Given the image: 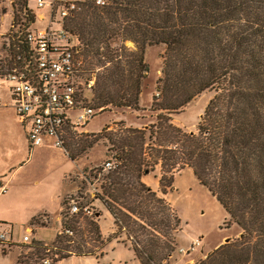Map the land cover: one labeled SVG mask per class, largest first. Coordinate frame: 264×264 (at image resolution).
Masks as SVG:
<instances>
[{
	"label": "trees",
	"instance_id": "16d2710c",
	"mask_svg": "<svg viewBox=\"0 0 264 264\" xmlns=\"http://www.w3.org/2000/svg\"><path fill=\"white\" fill-rule=\"evenodd\" d=\"M29 2L12 4L15 22L25 28L35 24ZM77 4L64 23L72 40L79 42L74 79L86 84L87 90L90 80L80 81L81 76L94 78L92 99L84 93L80 102L93 108L95 115L144 110L140 100L150 71L145 55L159 47L164 49L161 77L150 108L155 122L142 128L121 127L114 134L105 127L104 135L93 142L81 143L79 134L67 130L64 151L73 162L101 139L113 152L115 168H101L99 173L106 174L92 200H99L117 230L100 241L101 213L93 212L89 218L70 215L68 208L65 218L70 220L53 247L33 240L25 247L36 252L20 254L16 264H43L49 258L56 264L71 255H101L120 236L126 237L122 242L130 244L139 264L167 262L175 250L181 219L164 196L174 190L176 176L185 169L193 171L242 231L198 264H264V0H105L104 5L83 0ZM206 91L214 95L201 118L199 134L175 126L172 115ZM29 149L33 150L30 144ZM156 169H160L161 195L143 182ZM78 215L85 219L97 250H70ZM56 248L69 253L57 254ZM51 253L52 257H45Z\"/></svg>",
	"mask_w": 264,
	"mask_h": 264
},
{
	"label": "rangeland",
	"instance_id": "374dc122",
	"mask_svg": "<svg viewBox=\"0 0 264 264\" xmlns=\"http://www.w3.org/2000/svg\"><path fill=\"white\" fill-rule=\"evenodd\" d=\"M12 4L13 0H0V15L4 14V19L0 22V32L7 33L10 30L14 13ZM29 8L38 13H47L49 10L48 7L38 10L36 0H30ZM56 21L60 22L61 17L58 16ZM54 28L59 29L60 24L56 23ZM126 46L132 48L131 43H127ZM163 53L164 49L159 47L150 48L146 52L145 57L150 71L148 79L144 81L146 89L140 100V106L144 110L140 112L113 110L110 113H98L85 127L86 132L77 138L79 142L95 141L104 135L101 132L105 127L108 134H114L119 133L121 127L124 129L155 122V115L150 112V108L153 96H157L155 85L161 77ZM86 79L90 80L89 85L92 82L91 87L94 86V78L87 74L82 75L80 81ZM85 85L83 83V87H80L82 94L85 93L86 97L92 99L89 92L91 87H87L86 90ZM9 87L10 83L7 81H0V166L1 168L6 166L7 177L4 182L8 183V192L0 196V234H5L8 242L0 244V264H16L20 254L29 256L34 254L36 252L34 249L25 247L33 240L41 241L49 248L53 247L58 233L63 230L66 221L70 220V217L65 218V215L71 200H77L79 205L89 207L92 212L101 213L98 220L101 228L100 241L113 236L117 230L113 218H109L99 200H92V194L97 192L95 188L100 187L106 174L99 172L103 165L111 160L113 154L107 150V141L101 139L92 149H87L84 157L77 162H73L64 149L55 147L52 140L46 141L40 147H34L30 152L29 142L17 115ZM213 95L212 91H206L194 98L180 112L172 115L173 124L187 133L199 134L201 118ZM89 98H86L88 102ZM152 176L159 180L160 169H156ZM89 180L93 182L92 185ZM2 185L5 184L0 186ZM174 186V190L168 192L164 198L181 219V224L180 231L174 236L175 250L163 264H198L207 254L227 243V239L238 238L242 234L241 229L230 220L224 208L199 183L191 169L179 173ZM157 193L161 195L160 188ZM81 215L77 218L80 222L77 225V232L72 236L75 243L69 246L70 250L74 251L77 247L83 251L97 250L98 244L93 242V235L88 234L85 219ZM28 227H32L34 232L29 235L32 241L23 244L22 240L27 234ZM119 240L112 241L101 255L99 253L95 256L71 255L56 264H139L130 244L122 242L123 240L126 242V237L120 236ZM196 240H200V244L191 251L190 248ZM54 252L61 255L69 253L68 250L61 248H56ZM52 256L51 253L45 257ZM52 263L53 259L49 258L47 264Z\"/></svg>",
	"mask_w": 264,
	"mask_h": 264
},
{
	"label": "built area",
	"instance_id": "2783aa9c",
	"mask_svg": "<svg viewBox=\"0 0 264 264\" xmlns=\"http://www.w3.org/2000/svg\"><path fill=\"white\" fill-rule=\"evenodd\" d=\"M96 4L104 5L105 0H96ZM36 5L38 10H49L38 13L31 9L34 25L25 28L12 15L10 30L0 32V81L10 83L9 91L21 124L27 128L30 146L34 149L52 140L55 147L64 149L67 130L81 135L96 114L79 100L84 97L79 87L83 83L74 79L79 42L72 40L64 25L78 4L75 0H36ZM58 16L60 22L56 21ZM3 19L4 14L0 15V22ZM56 23L60 24L59 29L54 28ZM91 85L92 82L88 87ZM114 168L112 160L103 165L104 171ZM6 192L7 186H0V196ZM69 212L93 215L89 207L82 208L77 200H71ZM65 232L72 235L70 230ZM30 234L27 231L23 244L31 243ZM0 244H8L5 234H0ZM199 244L200 240H196L191 251Z\"/></svg>",
	"mask_w": 264,
	"mask_h": 264
},
{
	"label": "crops",
	"instance_id": "0c3cea01",
	"mask_svg": "<svg viewBox=\"0 0 264 264\" xmlns=\"http://www.w3.org/2000/svg\"><path fill=\"white\" fill-rule=\"evenodd\" d=\"M144 125L143 124H141V126L140 125H137V126H133L134 128H142ZM23 130H24V133H25V135H26V138H27V140H28V137H27V128H24L23 127ZM46 141H48V140H46ZM45 141V142H46ZM66 154H67V152H66ZM68 155V154H67ZM69 157V156H68ZM9 170V169H8ZM10 170H13V169H10ZM193 172V171H192ZM7 173V169H6V166H3V168H1V166H0V185L1 184H5L6 186H8V183L7 182H4L5 181V179H6V174ZM71 177V176H70ZM143 182L146 184V185H148L149 187H151L152 189H153V191H155V192H158V188H160L159 187V180L158 179H156V178H153V176L152 175H149V176H146V177H144V179H143ZM71 184V183H70ZM70 191V190H69ZM67 195V194H66ZM65 195V196H66ZM64 196V197H65ZM64 197H63V199H64ZM46 214V213H45ZM31 231V233H33V230H32V227H28L27 228V230H26V232L27 231Z\"/></svg>",
	"mask_w": 264,
	"mask_h": 264
},
{
	"label": "water",
	"instance_id": "95a60500",
	"mask_svg": "<svg viewBox=\"0 0 264 264\" xmlns=\"http://www.w3.org/2000/svg\"><path fill=\"white\" fill-rule=\"evenodd\" d=\"M226 242H229V239H227Z\"/></svg>",
	"mask_w": 264,
	"mask_h": 264
}]
</instances>
